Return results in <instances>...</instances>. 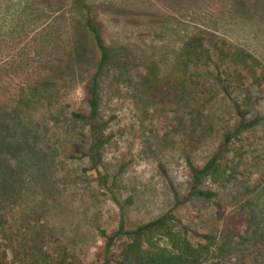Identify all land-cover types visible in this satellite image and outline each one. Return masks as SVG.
I'll return each mask as SVG.
<instances>
[{"label":"rangeland","instance_id":"rangeland-1","mask_svg":"<svg viewBox=\"0 0 264 264\" xmlns=\"http://www.w3.org/2000/svg\"><path fill=\"white\" fill-rule=\"evenodd\" d=\"M87 15L112 55L96 166L74 153L88 145L71 117L99 62ZM241 51L264 68V0H0L3 221L103 264L102 232L170 215L214 238L204 264H264V86L232 65ZM231 101L257 124L240 129ZM230 134L224 181L201 184L215 197L190 196L187 161L202 166Z\"/></svg>","mask_w":264,"mask_h":264},{"label":"trees","instance_id":"trees-1","mask_svg":"<svg viewBox=\"0 0 264 264\" xmlns=\"http://www.w3.org/2000/svg\"><path fill=\"white\" fill-rule=\"evenodd\" d=\"M86 17L84 27L92 36L98 51L99 62L84 88L85 110L74 111L71 117L84 126V136L88 145L86 151L77 148L74 153L79 158L87 157L95 165L96 160L98 161L102 155L101 149L107 143L105 122H102L99 113L100 76L106 64L112 59V55L105 46L97 25L91 17L88 15ZM231 55L232 65H243L250 85L261 90L264 86L263 65L243 51L238 53L239 59L237 55ZM247 67L252 70H248ZM243 80V78L234 79L237 84H240L239 87H243ZM222 83L220 78H215V84L225 96L230 97ZM231 105L240 120V129H249L257 124V120L245 122V114L240 106L234 101H231ZM232 137L233 134L224 137L222 148L208 158L202 166H195L187 161L190 196L203 199L215 197V193L202 190L201 184L205 180L213 184L224 181L228 170L227 145ZM1 175L0 173V182ZM1 189L0 201L5 193L3 188ZM23 225L28 226L29 223ZM19 232L20 227L18 229L15 226L8 227L0 215V264H83L69 255L62 246L58 245L55 248L48 246L39 232L35 233L27 229L23 236ZM102 237L104 240V250L101 254L103 264H204L215 242L209 234H193L181 221L170 215L138 225L132 230H124L120 226L114 235H106L102 232Z\"/></svg>","mask_w":264,"mask_h":264}]
</instances>
